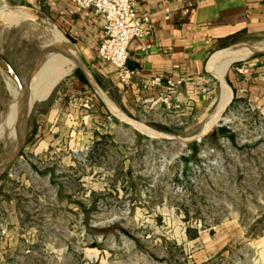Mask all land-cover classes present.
I'll return each mask as SVG.
<instances>
[{
  "label": "rangeland",
  "instance_id": "1",
  "mask_svg": "<svg viewBox=\"0 0 264 264\" xmlns=\"http://www.w3.org/2000/svg\"><path fill=\"white\" fill-rule=\"evenodd\" d=\"M26 13L30 20L10 26L0 20V166L16 91L1 57L25 84L42 53V60L58 53L28 82L27 91L50 84L29 98L21 146L0 173V264H257L264 256V111L234 100L230 89L219 109L222 83L209 68L218 56L207 65L204 103L171 102L158 116H125L110 105L114 116L85 121L79 133L51 134L43 132V100L64 77L67 57L43 10ZM237 45L263 51L242 61L264 54V33ZM217 124L234 138H220Z\"/></svg>",
  "mask_w": 264,
  "mask_h": 264
},
{
  "label": "crops",
  "instance_id": "2",
  "mask_svg": "<svg viewBox=\"0 0 264 264\" xmlns=\"http://www.w3.org/2000/svg\"><path fill=\"white\" fill-rule=\"evenodd\" d=\"M0 2L9 8L43 10L45 20L74 51L71 71L43 100V132L58 135L79 133L77 126L92 118L114 116L110 105L127 116H158L171 102L204 103L210 88L208 62L244 38L264 33V0H137L136 16L148 20L150 33L131 40L127 66L136 75L123 86L117 70L98 56L103 19L91 9L70 0ZM235 62L225 74L231 98L264 111V54ZM261 257L257 264H262Z\"/></svg>",
  "mask_w": 264,
  "mask_h": 264
},
{
  "label": "bare ground",
  "instance_id": "3",
  "mask_svg": "<svg viewBox=\"0 0 264 264\" xmlns=\"http://www.w3.org/2000/svg\"><path fill=\"white\" fill-rule=\"evenodd\" d=\"M0 11H1L0 12V20L3 21L7 26L17 24L18 22H20V20L29 19L30 17H32L26 13V9H25V11H23L22 8L12 10V9H9V7H7V6H0ZM54 37L57 40V48H58L59 52L64 54L67 57V63H66V65L63 64L64 67H63V69L59 75V78L61 79L63 76L67 75L71 71L72 66L74 65V55H73V50H71L68 47V45L66 43L67 41L65 40L64 36H62V34L60 35V32H58V31H56V33L54 32ZM237 47L238 46L228 48L223 54L216 57V59L212 63L209 64V68H211L212 73L222 83L221 84L222 85V92H221V97H220V101L218 104L219 109H222L224 106H226V104L230 100V94L228 91L229 88L223 82V78L226 74L228 67L233 62L246 59L253 52L258 51V50L247 51V50L237 49ZM56 53H58V52L54 51V52H50L49 54H46L44 59L41 61L40 66L44 63V61L48 57H50ZM7 82L9 84L7 86L8 89L10 91L14 90L12 88L11 84L9 83V81H7ZM47 84H50V83L49 82H47V83L43 82V84L36 85L33 87V89L29 90L28 91L29 96H28L26 103L24 101V97H25V91L24 90L25 89H19L17 87V84H16V86H15L16 91H14V95H13L15 97L14 110H12L13 106L9 109V113L14 114V121H13V123L12 122L9 123V125H8L9 126V128H8L9 132H8V134L4 140L5 149H8L11 154H14L15 152H17V149L21 146L20 145L21 139H22V136L25 132L26 116H27V113L29 110V107H28L29 98L32 97L36 93L37 89H39L41 86H45ZM25 86L27 89L28 82L25 83ZM17 92H18V95H17ZM16 97L18 98V102L16 100ZM16 102H17V105H16ZM16 108H17V110H16ZM219 117H220V114L218 113L216 117H213L212 122L213 123L216 122ZM120 118H121V120H124V122H128L132 126L139 128L141 132L143 131L144 133H151L153 135H157V133H155L151 128H148V127H146L140 123H137L131 119H125L122 117H120Z\"/></svg>",
  "mask_w": 264,
  "mask_h": 264
},
{
  "label": "built area",
  "instance_id": "4",
  "mask_svg": "<svg viewBox=\"0 0 264 264\" xmlns=\"http://www.w3.org/2000/svg\"><path fill=\"white\" fill-rule=\"evenodd\" d=\"M136 1L70 0L77 7L91 9L102 17L104 37L98 48V56L117 70L119 83L123 86L128 85L136 75L135 70L127 66L131 40L150 33L148 20L136 16ZM156 81L153 80V83ZM169 87H173V84Z\"/></svg>",
  "mask_w": 264,
  "mask_h": 264
},
{
  "label": "water",
  "instance_id": "5",
  "mask_svg": "<svg viewBox=\"0 0 264 264\" xmlns=\"http://www.w3.org/2000/svg\"><path fill=\"white\" fill-rule=\"evenodd\" d=\"M257 52H263V51H256V52H253L252 54L254 53H257ZM42 57H43V53L39 56V58L37 59V61L34 63L33 67L31 68L30 72L28 73L27 75V78H26V82H29L31 77L33 76V74L35 73V71L37 70V68L40 66L41 64V61H42ZM1 61L4 63V65L6 66L5 68V71L10 74V76L15 80L16 84H17V87L19 89H25V97H24V101L25 103L27 102V99H28V91L26 90V86L25 84H23L19 78V76L17 75V73L15 72V70L13 69V67L4 59V58H1ZM52 91V90H51ZM51 93V92H50ZM49 93V94H50ZM49 96V95H48ZM47 96V97H48ZM46 97V98H47ZM45 98V99H46ZM44 99V100H45ZM30 114V110H28V113H27V116H26V120L28 118ZM216 132L218 134V136L222 139H227V140H231L234 138V133H233V130L229 127V126H226L224 124H217L216 125ZM175 139V138H174ZM15 154V153H14ZM14 154H11L9 152L8 149H6L5 151V154L3 156V159L1 161V166H0V173L1 171L8 165L9 161L12 159V157L14 156Z\"/></svg>",
  "mask_w": 264,
  "mask_h": 264
},
{
  "label": "trees",
  "instance_id": "6",
  "mask_svg": "<svg viewBox=\"0 0 264 264\" xmlns=\"http://www.w3.org/2000/svg\"><path fill=\"white\" fill-rule=\"evenodd\" d=\"M195 152H196V151H195V150H193V153H194V154H195Z\"/></svg>",
  "mask_w": 264,
  "mask_h": 264
}]
</instances>
